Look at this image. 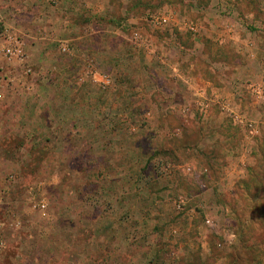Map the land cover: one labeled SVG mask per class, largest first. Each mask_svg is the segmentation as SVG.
Here are the masks:
<instances>
[{
	"label": "rangeland",
	"instance_id": "1",
	"mask_svg": "<svg viewBox=\"0 0 264 264\" xmlns=\"http://www.w3.org/2000/svg\"><path fill=\"white\" fill-rule=\"evenodd\" d=\"M198 2L0 0L24 52L0 54V264H264V0ZM220 13L256 49L229 104L253 127L185 83L240 63L205 32ZM244 145L242 186L227 168Z\"/></svg>",
	"mask_w": 264,
	"mask_h": 264
},
{
	"label": "crops",
	"instance_id": "2",
	"mask_svg": "<svg viewBox=\"0 0 264 264\" xmlns=\"http://www.w3.org/2000/svg\"><path fill=\"white\" fill-rule=\"evenodd\" d=\"M20 1H25V3L28 4H32L34 5L35 3L38 4V0H30L33 3H30L29 0H20ZM214 0H210V5L208 4L209 2L204 3L205 5H201L200 2L197 3L196 6V10L198 11V13L200 14H205L206 17H208V15L211 13V11H216V9H214V7H212L214 5ZM22 4V3H21ZM109 4V1L108 3ZM195 6V5H194ZM204 6V7H202ZM217 6H219V9H226L225 7H223L221 5V3H218ZM216 6V7H217ZM221 6V7H220ZM218 8V7H217ZM37 9V8H36ZM35 7H34V12H35ZM225 11V10H224ZM216 15V14H214ZM210 16V15H209ZM217 17H219L218 15H216ZM220 16H222L223 18H225L226 23L224 26L222 27H215L213 25V22L207 21L209 24V27L207 26V29L205 30L206 34L208 36H215L216 40H220L221 42V47H220V51L222 50V52L224 53H230L233 56H235L240 63H238L236 66H234L233 64H231L229 61H225L223 60L222 62H220L218 65V67L220 68V70L225 72V71H230L232 73L231 77L230 76H223L220 75L217 78H212V77H201L197 78L198 75L197 74H193L191 76V78H189V80H186V85L189 86V90L190 93L196 97L198 99V104L200 107H202L200 110L201 112H209L210 109V103H215L214 101H218V111L222 113V115H226L229 117H232V113L235 112V114L239 117L242 118V112L241 110H234L231 109L229 104L232 101H241L243 100L244 94H243V88H245L244 84H248L244 72L246 71V69H244V66L241 65V59L240 56L241 54L243 55L245 52H253L256 49H254V45L253 44H249L247 40H245L241 34V24L239 22V20H233L230 18H235L234 15H232V17L230 16V14L224 15L223 13H220ZM217 17L215 19H217ZM236 19H238V17H236ZM208 20V19H207ZM229 20H232V23H229ZM209 34H208V33ZM105 33V30H98L95 28L93 35H99L102 36V34ZM199 33V32H198ZM197 33V34H198ZM196 44L198 45V43L196 42ZM253 45V46H252ZM102 46V44H101ZM260 48L264 49V45L260 44L259 45ZM237 60V61H238ZM175 68H177L176 66H174ZM249 76V75H248ZM253 82V81H252ZM261 86V85H260ZM211 89V91H210ZM261 89V88H259ZM208 92H211V95H208ZM253 94V93H252ZM179 94H175L174 96H177ZM256 98L258 99H262L264 100V96L261 94L260 96L257 95ZM221 100V102H220ZM223 103V104H222ZM216 104V103H215ZM242 109V108H241ZM173 110H178L179 112H184V111H188L187 107L182 108V109H176V107H173ZM202 114V113H201ZM204 120H206L208 122V120L205 118ZM252 122H254L256 129L255 131H253V133H259V131L257 130L258 128V120H252ZM236 123V122H235ZM246 124V123H245ZM253 123H251V126ZM213 126V127H212ZM210 126L211 129L209 128V131L213 132L215 131L214 126L212 125ZM258 146V140L255 141L253 143V147ZM249 147L246 145H244V148L242 149V155L240 157V159L237 162V166L235 168H231L229 170V168H227V174L228 176H233L237 178L236 184H240L243 186V183L245 182V180H247L248 178H250L252 175L249 171V168L246 165V159L248 156L249 151ZM248 168V171H247ZM235 175V176H234ZM254 175V174H253ZM241 186V187H242Z\"/></svg>",
	"mask_w": 264,
	"mask_h": 264
},
{
	"label": "built area",
	"instance_id": "3",
	"mask_svg": "<svg viewBox=\"0 0 264 264\" xmlns=\"http://www.w3.org/2000/svg\"><path fill=\"white\" fill-rule=\"evenodd\" d=\"M190 30L193 33H197V27L191 26ZM7 34H8L7 36H5V35L1 36L0 35V54L2 56H4L9 61H11V60H23L24 59V52H23V48H22L21 39L15 37V36H12L9 33H7ZM64 51H67V50L64 49ZM99 83L103 89H107L111 86L112 81L108 77H102L100 79ZM255 92L259 96L262 94V90L259 88L256 89ZM231 115H232L234 121L241 123V124L245 123L244 119L237 116L235 114V112H233ZM246 126L252 127L251 123H246ZM206 222H207V224L210 223L209 220H207Z\"/></svg>",
	"mask_w": 264,
	"mask_h": 264
}]
</instances>
